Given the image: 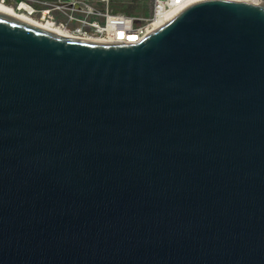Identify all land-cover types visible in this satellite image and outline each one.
Instances as JSON below:
<instances>
[{
  "label": "water",
  "instance_id": "1",
  "mask_svg": "<svg viewBox=\"0 0 264 264\" xmlns=\"http://www.w3.org/2000/svg\"><path fill=\"white\" fill-rule=\"evenodd\" d=\"M0 264H264V0L135 43L0 13Z\"/></svg>",
  "mask_w": 264,
  "mask_h": 264
},
{
  "label": "built area",
  "instance_id": "2",
  "mask_svg": "<svg viewBox=\"0 0 264 264\" xmlns=\"http://www.w3.org/2000/svg\"><path fill=\"white\" fill-rule=\"evenodd\" d=\"M7 1L0 0L3 4ZM111 2V0H61L50 3L45 0H22L17 11L30 19L36 12L41 11V18L34 21L49 24L70 37L135 43L159 27L156 25L158 18L168 13L175 15L194 3L193 0H153V12L150 15H139L115 12L112 10ZM54 10L61 13L63 18H55ZM47 16L51 18L46 19Z\"/></svg>",
  "mask_w": 264,
  "mask_h": 264
},
{
  "label": "bare ground",
  "instance_id": "3",
  "mask_svg": "<svg viewBox=\"0 0 264 264\" xmlns=\"http://www.w3.org/2000/svg\"><path fill=\"white\" fill-rule=\"evenodd\" d=\"M193 1L197 2V1H201V0H193ZM248 1H250L252 3H259L260 0H248ZM0 13L21 19L23 21L32 23L34 25H38L40 27H43L46 30L53 31L58 35L70 37L67 34H65L64 32L60 31L58 28L52 27L49 24H40V23L30 19L29 17L25 16L24 14H21L20 12L16 11L12 7L3 4L2 2H0ZM172 16H173L172 13H168V14L161 16L160 18H158L156 25L161 26L162 24H164V21L166 19H169ZM134 39H137V37H134Z\"/></svg>",
  "mask_w": 264,
  "mask_h": 264
},
{
  "label": "flooded vegetation",
  "instance_id": "4",
  "mask_svg": "<svg viewBox=\"0 0 264 264\" xmlns=\"http://www.w3.org/2000/svg\"><path fill=\"white\" fill-rule=\"evenodd\" d=\"M22 0H8L6 3H5V5H10L11 7H13V9H15L16 11H17V9H18V6H19V4H20V2H21ZM45 1H48V2H50V3H54V2H58V1H61V0H45ZM138 1H141V0H125V2H123L122 3V6H123V8L124 9H129L128 7H126V6H129V5H133V7H130L131 8V11H132V8H134V9H137V7H139V8H146L145 6H144V4H142V3H140V2H138ZM37 7H41V6H37ZM126 7V8H125ZM134 11V10H133ZM42 14V12L41 11H38V12H36L33 16H31V19H33V20H39L40 18H41V15ZM25 15V14H24ZM53 16L55 17V18H57V19H59V18H63V15L61 14V13H59L58 11H55L54 10V12H53ZM51 17H49V16H47L46 17V19H50Z\"/></svg>",
  "mask_w": 264,
  "mask_h": 264
},
{
  "label": "rangeland",
  "instance_id": "5",
  "mask_svg": "<svg viewBox=\"0 0 264 264\" xmlns=\"http://www.w3.org/2000/svg\"><path fill=\"white\" fill-rule=\"evenodd\" d=\"M111 1H112L111 2L112 3L111 4L112 10L113 11L117 10L120 13L150 15L153 12V0H147V2L145 4L146 8H139V7H137V9L132 8V11H131L130 7H133V5L132 6L129 5L130 7L126 6L129 8L126 10L123 8L122 4H120L121 3L120 0H111ZM21 14H23V13H21Z\"/></svg>",
  "mask_w": 264,
  "mask_h": 264
},
{
  "label": "trees",
  "instance_id": "6",
  "mask_svg": "<svg viewBox=\"0 0 264 264\" xmlns=\"http://www.w3.org/2000/svg\"><path fill=\"white\" fill-rule=\"evenodd\" d=\"M120 4H122L123 2H125V0H120ZM138 2H140V3H142V4H144V6H145V4H146V2H147V0H141V1H138ZM124 4V3H123ZM115 12H118L117 10H115Z\"/></svg>",
  "mask_w": 264,
  "mask_h": 264
},
{
  "label": "snow or ice",
  "instance_id": "7",
  "mask_svg": "<svg viewBox=\"0 0 264 264\" xmlns=\"http://www.w3.org/2000/svg\"><path fill=\"white\" fill-rule=\"evenodd\" d=\"M122 35V34H121Z\"/></svg>",
  "mask_w": 264,
  "mask_h": 264
}]
</instances>
